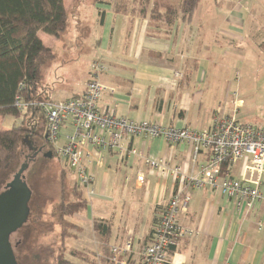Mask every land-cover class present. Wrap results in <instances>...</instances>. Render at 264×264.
<instances>
[{
    "label": "crops",
    "instance_id": "obj_1",
    "mask_svg": "<svg viewBox=\"0 0 264 264\" xmlns=\"http://www.w3.org/2000/svg\"><path fill=\"white\" fill-rule=\"evenodd\" d=\"M78 1L63 0L66 12ZM94 1L98 15L102 14V34L94 42L108 65L100 79L113 89L101 97L100 106L137 121L201 129L210 125L214 115L231 114L234 102L242 101L240 106L244 105L240 97L230 98L232 82L226 85V81L220 94L224 92L225 104L219 111L214 108L202 111L205 93L197 85L207 78L214 82L215 76L208 75L207 71L201 73L199 65L208 60L215 63L221 57L242 65L246 58L242 51L246 46L264 49V8H259L262 3L264 7V0H216L219 4L216 11L206 10L205 0L204 4L197 0L195 9L189 13L185 9L186 0H161L173 7L170 23L150 19L155 0L143 5L130 0V6L122 0ZM121 16L124 20H114ZM200 17L205 18L204 24L197 25ZM210 17L215 18L211 23L207 19ZM48 44L44 43L53 50ZM237 93L238 90L233 91L234 95ZM76 94L79 93L72 95ZM255 124L264 125V120L259 119ZM130 143L142 154L166 157L171 164L182 165L187 173L196 171L208 158V152L201 150L193 159L191 144L168 143L161 137L134 136ZM88 151L87 168L94 177L95 193L88 196L82 190L87 206L69 219H75L72 223L81 229L84 237L90 233L95 235L98 242L91 263L96 264L97 253L107 254L109 246L121 243L127 228L132 229L135 250L148 242L153 225L176 185L172 177L162 178L151 171L138 156L121 159L115 150L102 151L103 164L97 166L96 150L88 146ZM244 161L245 158L237 160L231 166V177L243 179ZM138 172L144 176L142 182L136 179ZM247 177L250 178L245 179L247 183L253 184V178ZM258 187L261 199L252 209L240 211L218 188H194L189 204L180 208L177 220L186 228L197 229L198 234L178 239L171 248L173 263L264 264V168ZM92 198L98 203L93 204ZM89 203L94 207L90 208ZM95 220L110 227L104 240L93 229ZM79 247L87 254L86 246ZM130 264H138L137 254L131 256Z\"/></svg>",
    "mask_w": 264,
    "mask_h": 264
},
{
    "label": "built area",
    "instance_id": "obj_2",
    "mask_svg": "<svg viewBox=\"0 0 264 264\" xmlns=\"http://www.w3.org/2000/svg\"><path fill=\"white\" fill-rule=\"evenodd\" d=\"M107 69L104 62L93 61L91 76L81 93L38 102L46 120L48 142L73 171L78 186L88 196L95 193L94 177L87 168L88 146L96 150L94 162L97 166L103 164L102 151L115 150L121 159L128 155L138 156L160 177H172L175 190L154 223L149 241L135 250L132 229L127 228L126 238L121 243L109 246L107 254L97 253L96 264H130L133 254H137L138 264H174L171 248L178 239L198 234L197 229L186 228L177 220L180 208L189 204L194 188H218L233 200L239 211L252 209L261 199L258 186L264 168V125L238 120L236 112L242 101L234 102L231 114L214 115L210 125L201 129L163 126L159 121L118 116L99 103L104 94L113 91L98 78ZM15 104L22 107L18 97ZM68 127L71 128L69 133H60L61 128ZM134 136L161 137L168 143L186 142L192 146L193 159L201 150L208 152V158L196 171L187 173L182 165L171 164L166 157L139 152L130 143ZM243 158V179L231 177V166ZM247 175L253 178V184L247 183L245 179H250ZM136 179L142 182L143 174L138 172Z\"/></svg>",
    "mask_w": 264,
    "mask_h": 264
},
{
    "label": "rangeland",
    "instance_id": "obj_3",
    "mask_svg": "<svg viewBox=\"0 0 264 264\" xmlns=\"http://www.w3.org/2000/svg\"><path fill=\"white\" fill-rule=\"evenodd\" d=\"M122 1L130 6V0ZM155 1L159 2V0ZM111 2L114 3L117 0H111ZM136 2L142 5L140 0ZM202 3L204 4V0ZM184 4L185 9H188L190 0L188 2L186 0ZM261 5L259 8L263 9ZM204 8L208 11H216L219 8L218 1L205 0ZM122 17H116L114 20L120 18L124 20ZM101 19L102 14L98 15L94 0H79L67 11L66 29L59 37L49 36L41 31L37 33L45 44L50 42L48 45L53 48L54 53L53 58L42 67L41 81L38 86L40 100H60L74 93H80L86 80L91 76L92 62L105 61L104 55L100 54L102 50L94 42L102 34ZM207 19L210 23L215 20L211 17ZM204 20V17L197 18L196 24H204ZM201 38L202 34L199 40ZM242 52L246 55L242 65H237L235 61L224 57L215 60V63L213 60L211 62L208 60L206 64L201 62L199 65L202 68L201 73L207 71V74H213L215 79L213 82L207 78L203 84L199 82L197 87H201L205 93L202 111L207 112L208 108L219 111V107L226 102L224 92L220 95L221 86L225 88L232 82L230 98L240 97L244 101V105L240 106V104L239 111L236 112L238 120L242 123L255 124L259 119L264 120V49L246 46V50L243 49ZM118 53L122 54L121 50H118ZM238 70H240L239 73ZM104 73L98 75L99 79ZM236 90L238 93L234 95L233 91ZM20 119L21 117L10 115L0 117L2 120L0 130L12 127L19 123ZM70 131V127L60 129V133L64 135ZM21 147L20 152L25 153H20L18 159L0 173V191L25 162L24 156L28 148L25 144ZM50 153L51 156H39L29 161L28 167L24 170L25 181L31 189L30 217L22 226L23 228H19L11 235L15 259L17 264H53L54 255L62 249L61 234L65 231L69 235L63 239L66 257L77 264H92L93 252L96 251L95 244L98 242L95 235L90 233L84 237V233L81 234L78 226L75 228L61 226L57 221L58 213L54 204L61 201L71 202L76 200L79 194L78 188H75L73 171L66 165L64 159L54 155L51 149ZM92 203L98 202L93 199ZM92 203L88 205L90 208L94 207ZM67 220L75 222L73 218L67 217ZM81 245L86 246L87 254L80 249ZM82 255L88 258H81Z\"/></svg>",
    "mask_w": 264,
    "mask_h": 264
},
{
    "label": "trees",
    "instance_id": "obj_4",
    "mask_svg": "<svg viewBox=\"0 0 264 264\" xmlns=\"http://www.w3.org/2000/svg\"><path fill=\"white\" fill-rule=\"evenodd\" d=\"M148 1L140 0V3L143 5ZM196 4L197 0H190L188 13L195 9ZM173 12L169 2L159 0L154 2L149 17L153 21L164 20L165 23H170ZM66 24L67 12L63 0H0V117H21L19 123L0 130V173L18 159L22 139L26 134L31 129L36 130L38 121H45L43 111L38 107V86L42 67L53 58L54 53L44 45L37 33L41 31L59 37L65 31ZM17 97L22 107L15 104ZM49 148L55 155L51 144ZM75 184L79 194L76 200L54 204L58 213L56 218L61 226L75 228L76 225L67 220V217L87 206V199L76 180ZM93 229L104 240L110 227L95 220ZM68 236L65 231L61 234L63 250L60 249L54 255L53 264H77L65 255L63 239ZM104 250L107 253V248L104 247Z\"/></svg>",
    "mask_w": 264,
    "mask_h": 264
},
{
    "label": "water",
    "instance_id": "obj_5",
    "mask_svg": "<svg viewBox=\"0 0 264 264\" xmlns=\"http://www.w3.org/2000/svg\"><path fill=\"white\" fill-rule=\"evenodd\" d=\"M47 156H51V153ZM24 164L0 191V264H17L10 235L21 228L30 215L31 189L23 171Z\"/></svg>",
    "mask_w": 264,
    "mask_h": 264
},
{
    "label": "flooded vegetation",
    "instance_id": "obj_6",
    "mask_svg": "<svg viewBox=\"0 0 264 264\" xmlns=\"http://www.w3.org/2000/svg\"><path fill=\"white\" fill-rule=\"evenodd\" d=\"M22 140H23V144H25V146L28 149H27V152L24 156L25 162H23L20 165V167L23 166L24 164H27V167H28L29 161H32L39 156L47 157V155L49 154L48 152H50V148H49L50 144L48 142L47 134H46V120L45 121L44 120L38 121L36 130L31 129V131L28 132ZM22 153L24 154L25 152H21V154ZM19 168H18V170H19ZM22 173L24 175V171ZM14 174L12 175V178H13ZM4 186H3V188H4ZM11 235H10V241H11Z\"/></svg>",
    "mask_w": 264,
    "mask_h": 264
}]
</instances>
